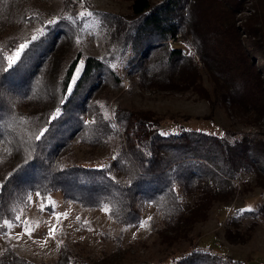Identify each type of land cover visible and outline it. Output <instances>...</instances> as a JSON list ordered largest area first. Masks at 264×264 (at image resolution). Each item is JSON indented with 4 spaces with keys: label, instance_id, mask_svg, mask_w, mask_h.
I'll use <instances>...</instances> for the list:
<instances>
[{
    "label": "trees",
    "instance_id": "16d2710c",
    "mask_svg": "<svg viewBox=\"0 0 264 264\" xmlns=\"http://www.w3.org/2000/svg\"><path fill=\"white\" fill-rule=\"evenodd\" d=\"M31 1L0 0V234L18 223L30 194L47 202L59 192L84 208L106 207L121 228L139 225L149 205L160 217L156 232L162 243L192 242L191 231L208 218L211 207L239 194L234 180L245 173L264 179V130L228 138L121 105L113 106L108 117L87 101L97 78L121 85L111 64L128 54L141 84L190 90L210 106L236 108L264 124V70L253 61L259 56L264 61V0H256L260 14L247 18L244 28L236 24V15L246 0H123L129 3L126 15L93 9L109 42L108 55L102 57L71 55L68 49L83 27L80 12L51 22L30 9ZM24 24L37 29L4 35ZM179 32L202 68L172 46ZM145 47L150 48L147 62L136 63ZM203 73L213 84L211 91ZM83 112L94 121L85 122ZM113 134L120 145L109 166L65 164L73 145H100ZM247 214L254 213L239 217ZM230 221L237 224L239 218ZM117 239L121 250V234ZM66 250L61 247L48 263L7 247L0 264H117L102 258L75 261ZM167 264L246 263L190 243L188 252Z\"/></svg>",
    "mask_w": 264,
    "mask_h": 264
},
{
    "label": "rangeland",
    "instance_id": "374dc122",
    "mask_svg": "<svg viewBox=\"0 0 264 264\" xmlns=\"http://www.w3.org/2000/svg\"><path fill=\"white\" fill-rule=\"evenodd\" d=\"M129 3L123 0H32L30 9L40 13L49 21L70 16L71 11L80 12L83 19L81 32H76L75 41L69 45L72 54L102 57L108 55L106 41L100 22L92 10L102 13L128 14ZM260 14L256 0H246L236 15V24L244 28L246 19ZM102 23V22H101ZM103 25H105L103 23ZM36 25L24 24L19 29L9 28L4 35L14 36L31 32ZM243 31V29H241ZM245 40V35L243 36ZM183 36L172 46L182 48L193 63L201 58L193 47L185 43ZM264 47V42L260 43ZM150 48L141 50L137 62H147ZM197 58L193 60V55ZM129 55L114 58L111 68L119 78L120 86L103 84L97 78L93 90L87 93V101L105 116L111 117L113 106L152 111L163 119H174L177 125L206 132L225 135H257L264 130L263 120L247 116L236 108L221 104L210 106L208 101L190 90L162 91L143 85L135 79L134 66L127 62ZM253 61L264 70V61L254 57ZM199 64L196 66H200ZM200 68H202L200 66ZM203 72V70H202ZM203 84L211 91L213 84L203 73ZM242 94V92H239ZM218 101V100H215ZM219 102V101H218ZM85 122H93L89 112H83ZM168 128L171 123L167 121ZM173 126V125H172ZM119 137L113 134L96 146L85 143L73 145L66 151L65 164L109 166L118 153ZM239 194L231 201L214 204L205 221L195 224L191 240H180L171 246L162 243L156 230L161 226L160 217L151 206L143 210V219L137 226L121 228L108 215L106 207L84 208L62 197L59 192L49 195L47 202L39 195L30 194L27 203L18 214V223L8 224L5 234H0V252L9 247L16 253L34 262H53L59 249L65 247L67 255L75 261L93 263L98 258L117 264H167L189 251V244L209 250L246 264H264V179L252 173L242 174L233 181ZM49 208L52 211H49ZM254 214L240 215L248 213ZM238 216L237 224L229 221ZM231 222V221H230ZM54 229V231H50ZM229 230V232H228ZM121 234L123 248L117 249V236Z\"/></svg>",
    "mask_w": 264,
    "mask_h": 264
},
{
    "label": "built area",
    "instance_id": "2783aa9c",
    "mask_svg": "<svg viewBox=\"0 0 264 264\" xmlns=\"http://www.w3.org/2000/svg\"><path fill=\"white\" fill-rule=\"evenodd\" d=\"M195 58H197V56L194 54V55H193V60H194ZM196 64H197V65H198V64L200 65L199 62H197Z\"/></svg>",
    "mask_w": 264,
    "mask_h": 264
},
{
    "label": "snow or ice",
    "instance_id": "6c2138e0",
    "mask_svg": "<svg viewBox=\"0 0 264 264\" xmlns=\"http://www.w3.org/2000/svg\"><path fill=\"white\" fill-rule=\"evenodd\" d=\"M23 47V46H22ZM14 60V58H10V62ZM50 231H54V229H50Z\"/></svg>",
    "mask_w": 264,
    "mask_h": 264
}]
</instances>
